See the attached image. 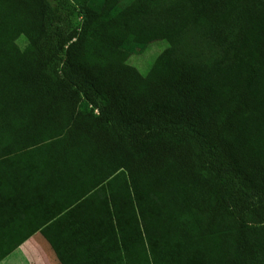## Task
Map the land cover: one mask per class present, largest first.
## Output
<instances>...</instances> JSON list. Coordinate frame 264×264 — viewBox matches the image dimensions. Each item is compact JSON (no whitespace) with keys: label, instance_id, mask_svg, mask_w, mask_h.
<instances>
[{"label":"trees","instance_id":"16d2710c","mask_svg":"<svg viewBox=\"0 0 264 264\" xmlns=\"http://www.w3.org/2000/svg\"><path fill=\"white\" fill-rule=\"evenodd\" d=\"M62 1L0 0V263L41 156L109 241L62 264H264V0H70L71 31Z\"/></svg>","mask_w":264,"mask_h":264},{"label":"crops","instance_id":"0c3cea01","mask_svg":"<svg viewBox=\"0 0 264 264\" xmlns=\"http://www.w3.org/2000/svg\"><path fill=\"white\" fill-rule=\"evenodd\" d=\"M49 162L41 156L32 157L29 169L15 175L14 226L21 234L37 229L14 251L16 264H62L80 262L86 255H105L107 239L87 243L83 237L97 226L102 214L100 200L69 206L77 188L71 190L65 179L54 177ZM51 245L67 251L70 258L56 254Z\"/></svg>","mask_w":264,"mask_h":264},{"label":"rangeland","instance_id":"374dc122","mask_svg":"<svg viewBox=\"0 0 264 264\" xmlns=\"http://www.w3.org/2000/svg\"><path fill=\"white\" fill-rule=\"evenodd\" d=\"M129 2V0L127 1ZM60 8L63 12V22L61 27L66 31L78 29L80 26L79 14L76 11L74 3L70 0H63ZM23 45L22 39L18 42ZM165 48L164 44H150L145 48L136 49L129 58V63L135 66L140 73L145 74L152 65L158 54ZM0 264H16V252L3 260Z\"/></svg>","mask_w":264,"mask_h":264}]
</instances>
